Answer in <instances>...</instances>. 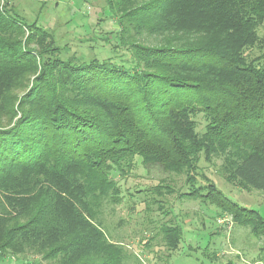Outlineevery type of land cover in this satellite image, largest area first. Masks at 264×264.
<instances>
[{"label": "trees", "instance_id": "1", "mask_svg": "<svg viewBox=\"0 0 264 264\" xmlns=\"http://www.w3.org/2000/svg\"><path fill=\"white\" fill-rule=\"evenodd\" d=\"M105 2L117 29L116 44L100 40L110 58L69 57L52 29L0 7V262L141 264L104 225L122 196L114 174L137 164L185 174L183 199H203L264 240L257 211L197 186L202 157L225 155L229 180L264 194V56H246L264 0ZM145 35L160 45L139 43ZM160 233L178 251L184 230Z\"/></svg>", "mask_w": 264, "mask_h": 264}, {"label": "rangeland", "instance_id": "2", "mask_svg": "<svg viewBox=\"0 0 264 264\" xmlns=\"http://www.w3.org/2000/svg\"><path fill=\"white\" fill-rule=\"evenodd\" d=\"M8 2L15 9V16L29 24L38 23L52 29L58 46L70 47L69 57L74 53L86 58L112 56L111 46L104 48L100 41L110 37L111 45L116 44L115 35H112L117 30L115 20L110 18L105 0H6L5 5ZM257 35L258 43L246 51L250 62L264 56V23L258 27ZM137 40L149 45H160L161 42L146 35ZM119 55L129 58L125 50ZM15 122L16 119L6 126L11 128ZM200 123L199 132L204 127L203 121ZM224 156H213L211 161L202 157L198 165L197 186L215 184L226 197L257 211L264 219V194L231 182L230 170L224 167ZM114 176L120 181L122 196L120 203L110 206L107 211L105 231L113 242H122L128 253L141 264H264V240L254 236L251 229L236 225L226 214L219 217V211L204 203L203 199L195 201L181 197L192 191V187L186 184L185 174L166 173L159 166L137 164L126 178ZM158 186L161 189L153 191ZM154 200H157L155 205ZM163 225L180 226L184 230L178 251H171L163 241L160 233ZM214 253L217 259L211 261L208 255L211 257ZM44 263L55 264L43 262L37 256H21L18 260L8 258L0 262ZM129 264L136 263L132 260Z\"/></svg>", "mask_w": 264, "mask_h": 264}, {"label": "built area", "instance_id": "3", "mask_svg": "<svg viewBox=\"0 0 264 264\" xmlns=\"http://www.w3.org/2000/svg\"><path fill=\"white\" fill-rule=\"evenodd\" d=\"M5 3H6V0H1V4H0L1 9L4 8Z\"/></svg>", "mask_w": 264, "mask_h": 264}, {"label": "crops", "instance_id": "4", "mask_svg": "<svg viewBox=\"0 0 264 264\" xmlns=\"http://www.w3.org/2000/svg\"><path fill=\"white\" fill-rule=\"evenodd\" d=\"M44 264H46V263H44Z\"/></svg>", "mask_w": 264, "mask_h": 264}]
</instances>
